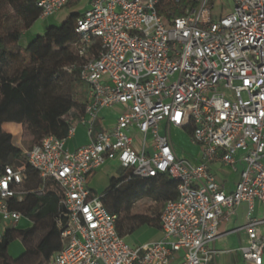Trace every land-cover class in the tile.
I'll use <instances>...</instances> for the list:
<instances>
[{
  "label": "built area",
  "instance_id": "built-area-1",
  "mask_svg": "<svg viewBox=\"0 0 264 264\" xmlns=\"http://www.w3.org/2000/svg\"><path fill=\"white\" fill-rule=\"evenodd\" d=\"M71 0H39L40 19L54 17ZM181 17L157 14V0H93L75 22L80 67L88 89L83 115L66 137H44L23 152L21 165L0 175V242L5 226L22 215L11 209L29 193L55 187L62 211L54 219L61 248L46 264H215L219 226L241 204L248 243L238 251L245 264H264V0H230L228 15L214 13L218 0H194ZM73 67L67 69L71 72ZM120 108L114 122L94 133L104 110ZM77 127L89 143L65 148ZM183 131L200 162L179 155L171 134ZM115 161L132 178H167L176 198L160 215L161 239L131 247L116 231L117 216L88 188L90 176ZM235 171L226 193L212 163ZM30 167L41 183L24 189Z\"/></svg>",
  "mask_w": 264,
  "mask_h": 264
},
{
  "label": "trees",
  "instance_id": "trees-1",
  "mask_svg": "<svg viewBox=\"0 0 264 264\" xmlns=\"http://www.w3.org/2000/svg\"><path fill=\"white\" fill-rule=\"evenodd\" d=\"M37 1L0 0V175L5 166L18 165L16 162L23 159V152L13 144L12 136L2 131L3 124L25 126L33 142L38 144L47 136L66 137L70 123L84 113L85 103L80 100L79 89L85 85L79 72L97 47L87 56H79L80 38L75 32L78 13L71 14L57 27H48L42 36L22 46L23 34L41 16ZM196 7L194 0H157L156 11L170 20ZM70 67L73 69L68 72ZM127 174L110 179L101 199L107 212L117 216L118 235L125 238L146 227L160 230L159 208L140 215L129 212L143 199L163 203V206L174 200L175 183L162 177L132 178L125 182ZM25 177V190L39 188L41 181L28 166ZM11 209L28 219L32 226L23 232L11 229L4 232L0 242V264H46L61 248L56 244L60 235L54 219L62 208L55 187L48 186L39 196L29 193L22 202L13 201ZM16 238H21L26 253L11 261L6 250ZM44 245L49 249L47 253L42 251Z\"/></svg>",
  "mask_w": 264,
  "mask_h": 264
},
{
  "label": "crops",
  "instance_id": "crops-1",
  "mask_svg": "<svg viewBox=\"0 0 264 264\" xmlns=\"http://www.w3.org/2000/svg\"><path fill=\"white\" fill-rule=\"evenodd\" d=\"M92 1L93 0H71L69 4L66 6V8L60 11L54 17L48 18L46 20H42L39 18L32 25V27L23 34L22 39L25 38L27 40L25 41L26 45H24V47L27 46V44L35 38V36L29 34L33 28L37 27V29L42 30V32L44 33L48 27L51 26L57 27L58 25H61V23H63L71 14L78 13L79 15H82L87 9H89ZM86 90L88 95L87 87ZM87 95H86V100L88 98ZM120 110H121L120 108H113L111 110L102 111L98 119L95 121L94 132L96 133L102 132L105 129V127L111 125L116 119L117 115L120 113ZM114 111L117 113H114ZM1 129L4 133L10 134L11 136L14 137L20 131V125L5 123L1 126ZM88 143H89V138L86 134V130L83 127H77L74 136L66 142L65 148L68 151H74L82 146L87 145ZM195 150H196V154L192 155L193 157L191 156L190 158L187 159H189L194 163H199L201 158L198 152V148L196 147ZM112 165L115 166V168L120 167L117 162L111 161L106 163L103 167L98 169L90 176L88 181V188L92 193L103 196V193H100L98 189L95 188V183L98 182L99 184L102 175H104L107 178L108 183L110 179L112 178L117 179L119 177L114 175V172L108 171L107 168L109 166L112 167ZM210 169L211 172L214 174L217 182L221 186H223L224 191L226 193H231L234 191L235 184L238 182L239 172L241 169L239 165H236L235 171H233L229 168L224 167L219 162H215L211 164ZM24 198L22 199V201L24 200ZM252 216L253 218H257L260 220L264 219V208L256 204L254 206ZM246 218H247V205L241 204L236 208L234 215L230 217V219L227 222L219 226L218 229L219 236L214 243V248L219 252L215 264H245L242 261L241 255L238 250L241 247L246 246L248 243L246 233L243 230V227L246 224ZM31 226L32 223L28 219L22 217V219L15 225L13 226L6 225L5 231L11 229L18 232H23L29 229ZM158 231L160 237L157 240L161 239V231L160 230ZM56 244L59 248L61 247L60 240ZM33 246H35V244ZM48 250L49 249L47 248V246L45 245L42 246L43 252L47 253ZM25 253H26V249L24 244L22 243L21 238H16L12 243H10V245L7 247L6 250V255L8 259H10L11 261L18 260Z\"/></svg>",
  "mask_w": 264,
  "mask_h": 264
},
{
  "label": "rangeland",
  "instance_id": "rangeland-1",
  "mask_svg": "<svg viewBox=\"0 0 264 264\" xmlns=\"http://www.w3.org/2000/svg\"><path fill=\"white\" fill-rule=\"evenodd\" d=\"M213 6H214V13L217 15H220L221 13L223 15H228L232 10V4L230 0H218L217 2L213 3ZM29 34L35 37H38V36H42L43 32L42 30H39L37 29V27H35L30 31ZM25 41L27 40L23 38L20 41V44L22 46L26 45ZM79 94L81 96L80 100L83 103H85L87 101L86 100L87 90L85 86H82L79 89ZM114 113H117V112L114 111ZM12 138H13V144L17 148H19L22 152L29 150L32 146L35 145L28 130L26 129L25 126H22V125H20V131L14 137L12 136ZM171 139L179 155L181 156L183 155L186 158H190L192 155L196 154V150H195L196 147L191 145L190 138L187 133L183 131L173 132V134H171ZM16 163L18 165H21V163H23V159L21 158ZM114 168L115 166L112 165V167L109 166L107 169L109 172H114V175L116 176H121L127 172L126 169L121 168V167L115 168V171H114ZM100 180L101 181H99V184L98 182L95 183V188L98 189L100 193H103L107 189L109 183L107 181V178L104 175L101 176ZM155 208H159L160 213H161V210L163 208V203L158 202L157 204H155L150 199H143L134 205L133 209L129 212V214L130 215L145 214L148 211L152 212ZM237 216H238V213H237ZM159 237H160V234L157 229L146 227V228H141L136 233L125 237L124 241L126 244L130 245L131 247H136L139 245L154 242Z\"/></svg>",
  "mask_w": 264,
  "mask_h": 264
}]
</instances>
